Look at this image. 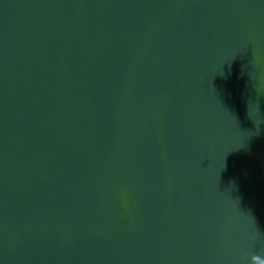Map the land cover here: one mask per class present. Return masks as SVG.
<instances>
[{"label":"water","instance_id":"1","mask_svg":"<svg viewBox=\"0 0 264 264\" xmlns=\"http://www.w3.org/2000/svg\"><path fill=\"white\" fill-rule=\"evenodd\" d=\"M0 264H264V0H0Z\"/></svg>","mask_w":264,"mask_h":264},{"label":"clouds","instance_id":"2","mask_svg":"<svg viewBox=\"0 0 264 264\" xmlns=\"http://www.w3.org/2000/svg\"><path fill=\"white\" fill-rule=\"evenodd\" d=\"M254 259L256 258V257H253Z\"/></svg>","mask_w":264,"mask_h":264}]
</instances>
